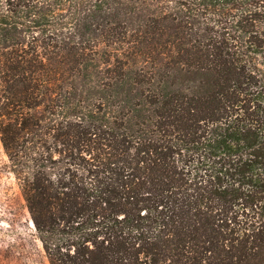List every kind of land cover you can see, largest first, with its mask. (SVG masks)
I'll list each match as a JSON object with an SVG mask.
<instances>
[{
  "label": "trees",
  "instance_id": "1",
  "mask_svg": "<svg viewBox=\"0 0 264 264\" xmlns=\"http://www.w3.org/2000/svg\"><path fill=\"white\" fill-rule=\"evenodd\" d=\"M0 142L49 264H264V0H0Z\"/></svg>",
  "mask_w": 264,
  "mask_h": 264
},
{
  "label": "rangeland",
  "instance_id": "2",
  "mask_svg": "<svg viewBox=\"0 0 264 264\" xmlns=\"http://www.w3.org/2000/svg\"><path fill=\"white\" fill-rule=\"evenodd\" d=\"M0 264H49L1 142Z\"/></svg>",
  "mask_w": 264,
  "mask_h": 264
}]
</instances>
